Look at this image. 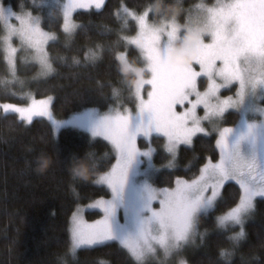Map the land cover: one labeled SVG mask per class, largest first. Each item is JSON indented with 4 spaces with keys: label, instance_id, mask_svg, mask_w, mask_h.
<instances>
[{
    "label": "snow or ice",
    "instance_id": "obj_1",
    "mask_svg": "<svg viewBox=\"0 0 264 264\" xmlns=\"http://www.w3.org/2000/svg\"><path fill=\"white\" fill-rule=\"evenodd\" d=\"M42 6L49 9L50 17L58 12L59 27L68 43L82 27L72 18L74 11L102 12L106 0H56L52 4L33 0L34 8ZM112 14L120 25L117 42L138 53L130 60L126 51L115 52L128 95L135 100L134 110L123 102L122 89L116 86L111 87L114 103L103 111L81 106L63 120L55 119L50 110L51 94L37 99L30 91H21L28 103L0 104L5 115L15 114L25 125L46 117L53 132L65 126L81 129L92 138H103L114 152L111 165L98 173L100 164L92 151L71 155L72 176L86 178L95 173L92 185L107 191L73 210L65 254L71 259L62 255L60 264H71L78 249L106 243L121 247L131 264H150L153 258L167 264L172 257L175 264H188L180 253L197 234L203 242L208 229L201 231L199 225L213 212L217 213L214 230L225 241L218 257L231 264L246 236L245 220L256 198H264V0H214L210 4L197 0L184 10L183 24L166 0H149L142 8H130L120 0ZM43 19L31 8L14 11L0 0V62L5 66L0 84L6 90L15 84L24 88L17 76L20 51L26 53L19 57L21 61L37 67L35 78L55 72L48 46L57 43L59 35L46 30ZM103 50L101 43L86 47L83 62L95 63ZM55 59L67 60L65 56ZM71 63L79 65L80 57L73 56ZM202 80L206 84L201 90ZM96 84L98 89L107 86L100 80ZM229 86L236 87L235 94L220 95L222 89L230 91ZM144 88L148 89L146 97ZM227 109L239 113L234 126H221ZM154 133L163 138L160 149L152 144ZM198 134L215 135L216 156L198 157L202 162L191 178L177 175L170 187L152 183L158 169L178 170L180 146H194ZM141 140L146 141L144 146ZM158 151L166 157L159 166L154 163ZM35 163L43 169L49 161L41 156ZM225 189H231L228 196ZM73 192L79 199L74 188ZM87 208L103 214L88 221L83 215Z\"/></svg>",
    "mask_w": 264,
    "mask_h": 264
},
{
    "label": "trees",
    "instance_id": "obj_2",
    "mask_svg": "<svg viewBox=\"0 0 264 264\" xmlns=\"http://www.w3.org/2000/svg\"><path fill=\"white\" fill-rule=\"evenodd\" d=\"M197 0H166L175 9L188 7ZM211 1V0H205ZM39 2V0H37ZM56 0H47L48 4ZM120 0H106L102 12L75 10L73 19L82 25L68 43L60 30V16L57 11L49 16L46 6L33 7V0H4L5 6L14 11L32 9L33 14L39 12L43 16V26L48 31H55L59 39L49 44V52L54 57L55 72L48 77L35 78L37 67L31 62L21 64L17 60V76L24 82L10 85L6 90L0 84V103L14 102L24 104L26 96L19 93L30 91L36 98L53 95L54 101L50 110L55 118H63L81 106L95 107L101 111L114 103L111 87L122 89L121 99L130 108L135 107L134 98L128 95V84L119 72L115 59L116 51H126L130 60H135L138 53L134 47L127 50L117 42V23L112 12ZM130 8H142L149 0H125ZM179 20L183 21L184 13ZM111 31H103V29ZM131 31L135 30L132 22ZM1 34V31H0ZM97 43L104 45L100 58L95 63H84L86 47ZM3 53L0 52V61ZM65 56L66 61L55 59ZM78 56L79 65H73L71 59ZM5 76V66L0 62V79ZM97 80L107 85L97 88ZM200 87L202 83L200 81ZM87 101V103H85ZM236 112L226 113L224 124H232ZM194 146L179 148L178 170L170 172L160 170L153 180L158 186H171L170 181L177 175L191 178L202 159L198 157L216 156L215 139L213 136L198 135L194 138ZM162 138H152L157 147ZM109 144L101 138H92L86 131L74 127H62L53 132L50 123L43 118H34L25 125L15 114L5 115L0 109V264H60L59 257L71 259L66 254L68 246L69 218L78 205H83L96 196H103L107 189L93 186L95 173L88 177H73L72 153L92 151L100 167L97 173L111 165L115 157ZM44 156L48 165L39 169L35 161ZM166 157L158 151L155 161L164 163ZM186 165L191 166L187 171ZM73 188L80 198L74 195ZM231 189H225L228 196ZM110 195V193H109ZM231 203V200H230ZM230 206V204H229ZM220 209H217V212ZM213 212L202 218L200 227L208 229V234L199 248L190 252L187 257L189 264H224L218 257L219 247L225 246L223 237L214 230ZM98 211H86L87 218H94ZM245 238L237 246L231 264H264V198H257L251 217L245 222ZM131 264L127 253L116 243L77 250V257L71 264Z\"/></svg>",
    "mask_w": 264,
    "mask_h": 264
},
{
    "label": "rangeland",
    "instance_id": "obj_3",
    "mask_svg": "<svg viewBox=\"0 0 264 264\" xmlns=\"http://www.w3.org/2000/svg\"><path fill=\"white\" fill-rule=\"evenodd\" d=\"M197 2V1H196ZM196 2H194V3H196ZM204 2L205 3H213L214 2V0H211V1H205L204 0ZM193 3V4H194ZM189 7V6H188ZM188 7H186V8H184V7H177L176 8V11H177V18H178V23H180V24H183L184 23V19H183V21H181V20H179V15L181 14V13H184V10H186ZM78 10V9H77ZM81 10V9H80ZM13 23H15V20H13ZM134 23V22H133ZM0 27H2V26H0ZM134 31V30H133ZM3 33H2V31H1V34L0 35H2ZM14 43H17L16 41H14ZM26 55V53H24L23 51H20V52H18V60L20 61V63L21 64H24V63H28V61L27 60H25V61H21L20 59H19V57H23V56H25ZM201 83H202V86L200 87L201 88V90L203 89V87L205 86V84H206V80H202L201 81ZM230 87V91L228 90V89H222L221 91H220V95H222V96H228V95H234L235 94V92H236V87H234V86H229ZM147 88H144L143 89V92H144V95H145V97L147 96ZM37 99H39V98H37ZM4 103V102H3ZM3 103H0V104H3ZM8 103H14V102H9L8 101ZM26 103H28V101L26 102ZM26 103H24V104H26ZM16 104H18V103H16ZM135 108V107H134ZM134 108H133V110H134ZM1 109V111L2 112H4V110L2 109V108H0ZM199 111H200V113L202 114L203 113V109H202V107H200V109H199ZM229 111H234V112H236V117H235V119H234V122L232 123V124H227V125H229V126H234V125H236L238 122H239V113H238V111L237 110H235V109H227L226 110V113L227 112H229ZM226 113H225V115H226ZM69 116V115H68ZM68 116H66V117H63V118H55V119H57V120H63V119H66ZM43 119H45V120H47L48 121V119L45 117V118H43ZM226 121V118H225V116H224V118H223V124H221V126H224V122ZM49 122V121H48ZM50 123V122H49ZM65 127H71V126H65ZM62 128V127H61ZM84 131V130H83ZM198 135H202V134H198ZM155 136H157V134H153V137H155ZM209 136H213L214 137V139H215V135L214 134H211V135H209ZM101 139H103V138H101ZM108 143V142H107ZM146 143V141H144V140H141L140 141V144H141V146H144V144ZM164 143V141H163V138H162V142H161V144L157 147L156 145H154L153 143V146L154 147H156L157 149H160V146L162 145ZM109 144V143H108ZM109 146H110V150H111V152L113 153V155H114V152H113V150H112V147H111V145L109 144ZM181 146H183V145H181ZM180 146V147H181ZM114 157H115V155H114ZM154 163L156 164V165H162V164H164V163H162V164H158V163H156V161L154 160ZM177 164H178V161H177ZM160 170H162V169H158L157 171H155L154 173H153V175H152V178H151V182L153 183V180H154V178H155V175L160 171ZM158 187V186H157ZM257 198H259V197H257ZM256 198V199H257ZM89 202H87L86 204H88ZM86 204H83V205H86ZM155 206L156 207H159V204H158V202H156L155 203ZM86 211H98V215L97 216H95L94 218H87L86 216H85V214H86ZM103 213L102 212H100L99 211V209H95V208H87L86 210H84L83 211V215H84V218L86 219V220H88V221H93V220H96V219H98L99 218V216L100 215H102ZM251 215H252V212L250 213V215L247 217V219L245 220V222L251 217ZM71 217V216H70ZM119 218L121 219V222H123V210H120V212H119ZM199 229L201 230V231H203L204 229L202 228V227H200V225H199ZM233 230H238V228H236V229H233ZM209 233V232H208ZM207 233V234H208ZM207 234H206V236H207ZM205 236V237H206ZM205 239V238H204ZM202 244V242H201V238H200V236H199V234H197V236L195 237V241L194 242H192V243H189L183 250H182V252L180 253V255L181 256H183V258L184 259H186L187 260V257H188V255L190 254V252H192V251H194L195 249H197V248H199V246ZM175 257H172V258H170L169 260H168V262H167V264H175ZM150 264H159V260L158 259H155V258H153L152 260H150ZM189 264V263H188Z\"/></svg>",
    "mask_w": 264,
    "mask_h": 264
}]
</instances>
